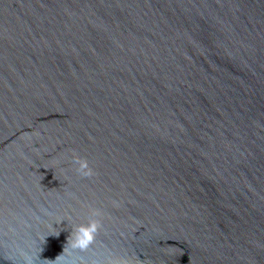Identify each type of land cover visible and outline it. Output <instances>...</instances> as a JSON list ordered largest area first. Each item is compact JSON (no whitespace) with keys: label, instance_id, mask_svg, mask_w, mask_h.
Wrapping results in <instances>:
<instances>
[{"label":"water","instance_id":"1","mask_svg":"<svg viewBox=\"0 0 264 264\" xmlns=\"http://www.w3.org/2000/svg\"><path fill=\"white\" fill-rule=\"evenodd\" d=\"M91 219L62 259L264 264V0H0V264Z\"/></svg>","mask_w":264,"mask_h":264},{"label":"clouds","instance_id":"2","mask_svg":"<svg viewBox=\"0 0 264 264\" xmlns=\"http://www.w3.org/2000/svg\"><path fill=\"white\" fill-rule=\"evenodd\" d=\"M79 165L80 171L84 175H89L91 173V169L88 166L87 161H79ZM98 214L99 210H95L94 215ZM99 226L100 222L96 219H91L88 223L75 225L73 227L71 235L68 237V243L66 244L64 251L60 255H58L55 260H50L51 264H78V261L76 260H68L62 258L65 256V253L69 252L70 250H87L93 244ZM39 259L49 260L41 259V257H39ZM21 264H37V259L31 253H24Z\"/></svg>","mask_w":264,"mask_h":264}]
</instances>
